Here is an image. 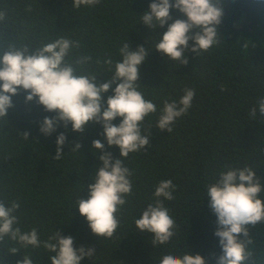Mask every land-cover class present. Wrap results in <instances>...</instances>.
I'll return each mask as SVG.
<instances>
[{
  "label": "trees",
  "instance_id": "16d2710c",
  "mask_svg": "<svg viewBox=\"0 0 264 264\" xmlns=\"http://www.w3.org/2000/svg\"><path fill=\"white\" fill-rule=\"evenodd\" d=\"M151 2L102 0L91 8L74 9L73 0H0V11L6 14L0 22V47L34 48L61 36L77 40L80 48L73 50V56L90 55L88 67L101 74V82L111 75L104 60L111 58L113 64L121 60L119 50L125 42L132 50L138 46L151 50L139 70L138 90L157 112L142 124L144 129L152 126L146 152L130 153L124 160L133 173V190L117 214L120 226L112 238L99 240L75 207L79 197L88 198L87 185L94 183L102 166V153L94 154L92 141L101 140L113 159L121 158L118 147L107 146L102 126L89 125L80 134L69 124L44 136L39 125L55 113L44 111L35 99L26 103L23 92L12 98L8 121H0V199L20 201L23 231L35 227L46 240L58 230L61 236L74 238L75 248H94L93 257H85L81 264H158L164 254L189 251L202 255L207 264H216L221 248L206 185L218 180L222 170L250 166L264 186V117L258 112L256 119L249 116L264 96V0H223L219 44L199 56L185 51L186 65L153 48L160 39L157 33L166 31L167 25L155 32L141 22L140 15ZM170 14L173 20L186 19L174 9ZM185 88L196 91L188 113L176 120L171 133L159 131L154 125L163 102L178 101ZM112 94L110 89L103 99ZM113 123L118 125L120 118ZM24 132L29 139H24ZM61 132L66 136L65 155L55 160ZM76 142L81 148L71 152ZM166 179L177 186L175 198L164 202L176 222V234L166 245L154 247L150 234L135 229L134 220L154 202L155 187ZM250 235L253 258L264 264V224L250 228ZM5 251L0 248L3 264H16L23 254L32 256L35 264H51L43 248L21 249L15 255Z\"/></svg>",
  "mask_w": 264,
  "mask_h": 264
},
{
  "label": "clouds",
  "instance_id": "9594fccd",
  "mask_svg": "<svg viewBox=\"0 0 264 264\" xmlns=\"http://www.w3.org/2000/svg\"><path fill=\"white\" fill-rule=\"evenodd\" d=\"M101 2L73 0V8H91ZM173 9L186 19L173 20L170 14ZM223 15V0H152L149 10L140 18L151 31L167 25L166 31L157 33L160 39L153 48L171 61L186 65L185 51L199 56L219 44ZM5 18L6 14L0 11V22ZM189 41L193 42L191 46ZM79 48V41L63 36L34 48L27 44L0 47V121L7 120L9 109L14 107L12 98L23 92L26 103L35 99L44 111L55 113L52 117L46 116L39 125L44 136L69 124L72 131L80 134H84L89 125L102 126L107 146L118 147L121 158L113 159L101 140L92 141L94 154L102 153L99 156L102 166L94 183L87 185L88 198L79 197L75 207L86 219L92 234L99 240L109 239L120 226L117 214L127 203L125 197L133 190L130 179L133 173L124 166V160L130 153L145 151L152 126L144 129L142 124L146 117L157 112L156 105L138 90L141 86L139 70L151 50L144 46L132 50L125 42L119 50L121 60L114 64L111 58L104 60L111 75L101 82L98 79L101 74L88 67L92 62L90 55L73 56V50ZM110 89L113 94L105 101L103 94ZM195 95V89L185 88L178 101L165 100L154 126L161 132L171 133L176 120L188 113ZM257 112L264 117V96L257 99L249 116L256 119ZM117 118H120L118 125L113 123ZM21 134L29 139V133ZM65 143L66 136L61 132L56 139L55 160L65 155L62 151ZM80 148L81 143L76 142L71 152H79ZM218 175V180L206 185L205 194L217 217L214 235L219 238L221 254L216 264H256L250 247L253 245L250 228L264 224V186L250 166L229 168ZM176 187L171 179L161 180L153 193L154 202L134 220L135 229L150 234L154 247L166 245L176 234V222L164 203L175 198ZM20 208L18 199L8 202L0 199V248L6 249V255H15L21 249L43 248L49 253L51 264H81L85 257L95 254L94 248H75L74 238L61 236L58 230L46 240H41L35 227L23 231L18 217ZM0 264H3L2 259ZM16 264H35V261L32 256L23 254ZM158 264H207V261L202 255L189 251L182 255L164 254Z\"/></svg>",
  "mask_w": 264,
  "mask_h": 264
}]
</instances>
